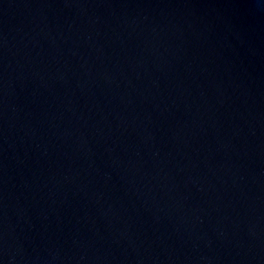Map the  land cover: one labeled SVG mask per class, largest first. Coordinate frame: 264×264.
Returning a JSON list of instances; mask_svg holds the SVG:
<instances>
[{
    "label": "water",
    "instance_id": "water-1",
    "mask_svg": "<svg viewBox=\"0 0 264 264\" xmlns=\"http://www.w3.org/2000/svg\"><path fill=\"white\" fill-rule=\"evenodd\" d=\"M0 264H264V0H0Z\"/></svg>",
    "mask_w": 264,
    "mask_h": 264
}]
</instances>
